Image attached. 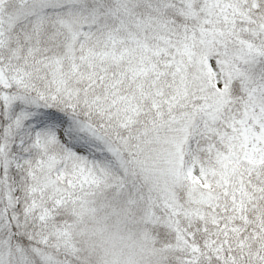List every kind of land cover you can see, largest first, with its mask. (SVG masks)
Segmentation results:
<instances>
[{"label": "snow or ice", "instance_id": "6c2138e0", "mask_svg": "<svg viewBox=\"0 0 264 264\" xmlns=\"http://www.w3.org/2000/svg\"><path fill=\"white\" fill-rule=\"evenodd\" d=\"M0 264H264V0H0Z\"/></svg>", "mask_w": 264, "mask_h": 264}]
</instances>
